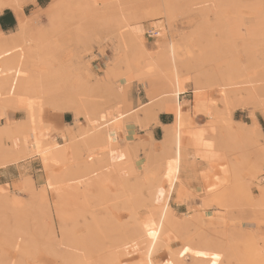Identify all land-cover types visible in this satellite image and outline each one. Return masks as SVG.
Segmentation results:
<instances>
[{"label": "bare ground", "instance_id": "1", "mask_svg": "<svg viewBox=\"0 0 264 264\" xmlns=\"http://www.w3.org/2000/svg\"><path fill=\"white\" fill-rule=\"evenodd\" d=\"M25 1L36 0H0V13L10 9L16 19L13 30L0 29V168L14 164L20 169L18 178L0 184V208L15 213L24 203L23 193L41 202V210L52 214L57 227L55 252H63L67 264H108L115 257L126 259L120 264H203L205 257L195 253L204 252V246L222 252L225 240L208 243L209 238L202 236L209 245L202 246L196 232L202 228L204 207L211 205L212 189L190 198L195 178L204 177L208 167L195 152L200 124L193 119L213 106L229 113L253 108L247 114L249 125L239 127L232 138L235 152L227 166L235 170L238 158L250 159L252 171L245 188L248 192L252 181L263 193L264 134L256 113L264 119V71L244 76L231 52H243L249 61L254 45L264 40V0H170L193 2L199 16L187 33L176 30L164 41L157 39L164 42L159 47L165 51L158 56L155 51L160 48H147L145 34L159 35L167 23L152 20L147 30V14L137 12L136 0L53 4L44 23L27 16ZM208 14L213 24H206ZM108 40H114L115 52L102 74L94 76L89 68L91 50ZM193 46L198 59L208 61L213 71L199 70L188 88L186 77L177 70V51L190 57ZM162 62L170 64L169 70ZM213 82L219 87L217 98L207 92ZM187 93L193 97L190 104L184 98ZM7 109L22 116L10 118ZM47 109L58 116L71 113V123L63 131L48 127L43 120ZM160 111L172 114V120L162 125L160 138L149 134L142 141L133 134L119 135L128 133L129 122L137 132H150ZM232 121L242 124L228 120ZM98 154L104 157L100 164L94 163ZM29 163L42 171L35 178L24 173ZM159 165L164 173L148 179ZM48 191L55 195L53 204L46 201ZM193 198L198 199V209L184 208ZM116 210L127 213L126 221H117ZM149 224L155 225V241L145 227ZM1 227L9 243L24 229L16 219ZM185 227L202 240L190 246L188 254L172 246L176 230ZM94 256L100 260L93 262Z\"/></svg>", "mask_w": 264, "mask_h": 264}, {"label": "rangeland", "instance_id": "2", "mask_svg": "<svg viewBox=\"0 0 264 264\" xmlns=\"http://www.w3.org/2000/svg\"><path fill=\"white\" fill-rule=\"evenodd\" d=\"M74 1L75 0H36L34 3L25 1L23 10L28 17L33 16L44 23L46 21V14L49 11V6L53 4L60 5L61 7L66 5L71 6ZM136 1L137 12L139 14L146 12V20L152 21L162 18L165 19L167 23L168 28L166 27V29L159 32V35L156 33L149 35L154 38L156 47L164 43L159 40L164 41L169 36L175 35L176 30L187 33L199 16V8L197 5H193V2L174 4L170 2V0ZM210 17L212 16L209 14L206 16V24L210 25L214 23V18L212 17L213 20L210 22ZM165 33H167V35H165ZM213 35L216 37V34ZM157 39L159 40L157 41ZM114 48V40H108L102 46H95L91 50L92 53L89 56L91 74H94V76H100L102 74L107 59H111L115 52ZM159 48L161 51H155L157 53L155 56L164 54L165 51H162V46ZM253 49L256 51L253 52L251 60L249 61L245 53L240 51L231 52L235 65L243 69V74L246 77H252L264 71V40L254 45ZM190 52V57H188L186 51H177L179 60L177 63V70L180 75L186 77L189 83L188 88L192 86L193 80L196 77L195 75L199 70H203L208 74L213 71L212 65L208 61L198 59L199 51L196 46H193ZM70 53L68 54L69 56H71ZM91 58L95 59L92 63ZM139 63L140 67L144 66V61L142 59ZM162 66L169 70L170 64L168 62H162ZM224 68L225 64H221L220 70L222 71ZM70 71L72 75L75 76L76 71ZM200 81L203 82V79L200 78ZM207 92L215 98L219 97L220 93L217 82H213L211 86L207 88ZM187 95H189V98H187ZM184 98L188 101V104L193 101L192 94L190 93L185 94ZM252 109V107L248 106L240 109L243 110L242 112H236L233 115L234 111L229 113L228 110H222L217 106H213L208 112H202L206 114L207 119L205 123L199 126L200 144L195 148V152L199 159L206 161L208 167L204 177L199 178L200 176H197L195 178L196 183L195 186L191 188L192 196L190 198L198 196L201 190L206 188H211L212 193L208 196V199H211L210 207L207 206L203 209L205 213L201 219L202 228L201 230L198 229L199 231L196 232H199L201 239L204 237L205 240H208L209 238L208 243L212 240L214 242L217 241V243L221 240H225L227 244L222 247V250L220 248L222 252H218L214 247L211 245L209 246L207 241H204V239H202V241L199 239V236L198 238L195 237L194 233L190 231L189 228L185 227L176 230L172 246L175 251L188 254L189 251L184 252V249H189L190 246L201 240L202 243L204 242L205 245L210 247L204 246V243L202 245L204 246V252L208 254L204 256L205 259L203 264H213V256L220 257L215 264H264V192L262 193L259 185L252 181L248 183L249 194L245 188L246 185L244 184V180H249L252 171L250 159L247 160L248 158H246L241 162V159L238 158L239 163L235 170H231V168L227 166L229 160L232 159L231 155L235 152L232 138L238 133L239 127H247L249 125V120L246 119V116ZM8 111L15 112L7 109L6 114ZM60 118L61 115L58 116L55 112L48 109L43 116L44 124H47L48 127H59L61 125ZM70 118L72 121V114H70ZM230 118L242 124L233 121L228 122ZM130 125V122L126 125L128 133L123 134L119 132L121 138H124L126 135L129 137L133 134L139 140L146 141L149 134H151V131H141L143 134L139 135L135 127ZM261 125L264 130V123L262 122ZM156 145L158 146V143H156ZM208 145H210V147ZM141 155H144V151H141ZM102 161H104L103 156H100V154L95 156L94 163L100 164ZM138 167H140V164H138ZM164 171L165 168L159 165L154 173L148 176V179L161 176ZM62 188L63 190L65 189L64 185H62ZM259 197L260 202L257 203L256 199ZM23 200L24 203L17 208L15 213H12L6 208H0V263L67 264L63 252H55L53 246V236L57 227L54 223L52 214L41 210V202L39 203L37 199H30L25 193H23ZM197 200L198 199H194L190 201V206L188 205L185 208L187 210H197ZM46 201L49 204L54 203L55 195L51 191L47 192ZM217 202H220L223 206L218 207L216 205ZM114 213L119 222L124 220L127 215V213L122 210H118ZM15 219L24 229L20 232L22 235H16L14 243L12 241L11 244L6 240V232L1 225L11 224ZM124 221H126V219ZM94 257H92L93 262L95 259L100 260V257ZM157 259H160V257L158 256ZM125 260L124 257H115L112 258L108 264H120L121 261V263H123Z\"/></svg>", "mask_w": 264, "mask_h": 264}, {"label": "crops", "instance_id": "3", "mask_svg": "<svg viewBox=\"0 0 264 264\" xmlns=\"http://www.w3.org/2000/svg\"><path fill=\"white\" fill-rule=\"evenodd\" d=\"M209 20L211 22L213 20L212 17H210ZM149 22H150V20H145V26H146L147 30L149 28ZM2 27H4L5 29H3ZM15 27H16V19H15L14 15H13L12 11L10 9H4L2 11V13H0V29H2L4 31H10V30H13ZM165 35H167V33H165ZM145 43H146L147 48H149L151 51L155 50L156 46L154 44V38L153 37H150L148 34H145ZM94 60H95L94 58H91V63ZM132 91H133L132 94H134L136 96L135 90L132 89L131 92ZM135 96L133 97L134 101L136 99ZM187 98H189V95H187ZM242 111L243 110L237 109V110H235L233 112V115L236 112H242ZM70 114L71 113H69V112H63L61 114V118H60V121H61L60 124L61 125L59 126V128H61L62 131H63L64 125H66V124L71 122ZM7 115L10 118H13V119L17 118L18 119V118L21 117L22 114H21V112H18V111H15V112L8 111ZM256 118H257V120H258V122L260 124L261 130H262V132L264 134V130H263L262 125H261L262 122L264 123V119H263L262 115L259 112L256 113ZM171 119H172V114L171 113L163 112V111L158 112L157 121L159 122V124H156V123H158V122H156L153 125V127L151 126V134H152V136L154 138H159L162 135V125L168 124L171 121ZM206 119H207L206 114L201 112V113H198V114L195 115L193 121L195 123L202 124V123H205ZM246 119H247V116H246ZM138 134L142 135L143 133L142 132H138ZM23 170H24L25 174L30 175L33 178H35L37 173H38V171H40V168H39V165L36 164V163H29L27 165V168L23 169ZM19 172H20L19 167L14 165V164L9 165V167L6 168V169H1L0 168V184L11 183L14 179L19 177ZM184 208H182V209L184 210Z\"/></svg>", "mask_w": 264, "mask_h": 264}, {"label": "snow or ice", "instance_id": "4", "mask_svg": "<svg viewBox=\"0 0 264 264\" xmlns=\"http://www.w3.org/2000/svg\"><path fill=\"white\" fill-rule=\"evenodd\" d=\"M208 146L210 147V145H208ZM121 158L123 159V157H121ZM171 175H172V170H171V164H170L169 165V179L171 178ZM160 194L163 195V191L162 190H161ZM145 227L148 229V235L150 237H152L153 241H155V239H156V237L158 235L155 231L152 230L155 227V225L149 224V225H145ZM188 251H189L188 248L184 249V252H188ZM195 254L197 256H201V257L208 255L207 253L202 252V251L201 252H196ZM212 259H213V264H215V262L218 261L220 259V257L219 256H213Z\"/></svg>", "mask_w": 264, "mask_h": 264}, {"label": "trees", "instance_id": "5", "mask_svg": "<svg viewBox=\"0 0 264 264\" xmlns=\"http://www.w3.org/2000/svg\"><path fill=\"white\" fill-rule=\"evenodd\" d=\"M3 29H5L4 27H2Z\"/></svg>", "mask_w": 264, "mask_h": 264}]
</instances>
